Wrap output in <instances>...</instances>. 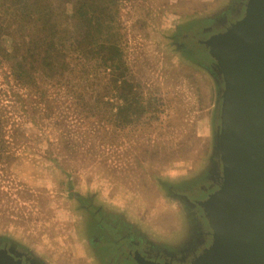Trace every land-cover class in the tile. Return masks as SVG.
Wrapping results in <instances>:
<instances>
[{"label": "rangeland", "instance_id": "1", "mask_svg": "<svg viewBox=\"0 0 264 264\" xmlns=\"http://www.w3.org/2000/svg\"><path fill=\"white\" fill-rule=\"evenodd\" d=\"M77 1L50 0L55 40L70 49L63 74L36 72L37 87L21 82L11 39L0 41V242H16L47 264H108L96 238L114 219L159 244L182 243L185 230L173 213L181 201L154 177L192 181L204 172L215 90L210 72L198 59L184 60L172 42L194 20L201 27L213 23L236 0H120L123 40L115 69L71 49ZM123 75L145 96L161 99L155 121L122 129L109 124L94 92ZM106 93L117 111L118 88Z\"/></svg>", "mask_w": 264, "mask_h": 264}, {"label": "water", "instance_id": "2", "mask_svg": "<svg viewBox=\"0 0 264 264\" xmlns=\"http://www.w3.org/2000/svg\"><path fill=\"white\" fill-rule=\"evenodd\" d=\"M195 42L206 58L197 65L210 72L215 90L208 165L198 180L154 178L168 192V185L192 188L216 178L194 198L210 237L191 259L144 258L141 264H264V0H245L236 18ZM0 264L47 263L25 257L22 249L0 247Z\"/></svg>", "mask_w": 264, "mask_h": 264}, {"label": "trees", "instance_id": "3", "mask_svg": "<svg viewBox=\"0 0 264 264\" xmlns=\"http://www.w3.org/2000/svg\"><path fill=\"white\" fill-rule=\"evenodd\" d=\"M119 2L77 1L74 15L78 28L71 48L73 52L95 59L97 63L100 61L106 68H118L116 61L121 56L123 40L122 29L116 21ZM57 27L50 0H0V41L3 36L11 39V47L21 60L15 69L21 82L37 87L33 78L36 72L56 76L69 70L67 61L71 55L67 51L70 49L60 47L56 42ZM180 44L178 41L177 46ZM186 58L196 59L190 54ZM198 60L204 62L206 58L202 55V60ZM131 77L123 75V79H117L112 76L101 87L103 91L98 93L97 88L94 92L95 102L100 103L109 124L121 129L141 121L151 123L162 110L161 99L154 95L145 96L142 86ZM112 88H118L123 100L114 112L110 108L113 103L104 99ZM172 188L179 187L168 185L169 192Z\"/></svg>", "mask_w": 264, "mask_h": 264}, {"label": "flooded vegetation", "instance_id": "4", "mask_svg": "<svg viewBox=\"0 0 264 264\" xmlns=\"http://www.w3.org/2000/svg\"><path fill=\"white\" fill-rule=\"evenodd\" d=\"M244 1L236 0L234 3L227 4L218 15L219 17L215 18L214 22L208 26L201 27L199 24L193 23L189 32L180 36V49L192 57L202 60V55L199 54L201 48L197 45H190L189 41L207 32L222 28L226 23L231 22L239 15L244 6ZM55 161L58 162L57 159ZM215 182L216 178L215 180H209L207 183L197 184L192 188L186 186L183 189H171L172 196L181 201L179 209H175L176 211L172 208L170 209L174 211V214L179 215V219L178 216L174 219L178 220L177 223L181 230H185L184 235L181 237L182 243L172 247L159 244L148 239V237L135 234L131 228H126L122 221L114 219L112 226L106 225V233L96 238V244L101 256H103L102 258L106 259L108 264H141V260L144 258H156L163 261L167 259L175 261L181 257L185 259L193 258L206 246L210 237L208 227L201 216L199 207L194 202V198L200 197L213 187ZM96 215H100L99 209L94 213L95 217ZM95 227H99L98 223L95 224ZM109 241H112L117 246V250ZM0 247L19 249V245L16 242H0ZM24 255L28 258L31 254L24 250Z\"/></svg>", "mask_w": 264, "mask_h": 264}]
</instances>
